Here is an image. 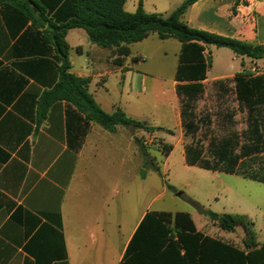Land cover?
<instances>
[{
  "label": "crops",
  "instance_id": "1",
  "mask_svg": "<svg viewBox=\"0 0 264 264\" xmlns=\"http://www.w3.org/2000/svg\"><path fill=\"white\" fill-rule=\"evenodd\" d=\"M138 1L125 0L123 9L134 11ZM181 1L141 4L145 12L161 14ZM72 14L70 0H0V264H120L145 212L166 211L151 209L154 192L143 197L140 207V169L145 160L155 169L156 161L140 136L149 141L157 131L119 125L108 131L62 99L51 101L45 116H38L60 74L52 25ZM183 20L192 28L264 44V0H196ZM64 39L69 72L88 78L87 89L104 111L120 109L145 125L164 129L170 127L155 122L156 104L140 94L146 79L164 68L147 62L152 50L173 52L174 99L165 116L173 126L180 124L177 39L149 33L129 43V55L119 60L115 47L91 42L82 28L67 29ZM204 52L211 57L209 46ZM246 58L247 63L240 56V67L261 64ZM240 67L211 81L224 85ZM208 69L202 83L210 81Z\"/></svg>",
  "mask_w": 264,
  "mask_h": 264
},
{
  "label": "trees",
  "instance_id": "2",
  "mask_svg": "<svg viewBox=\"0 0 264 264\" xmlns=\"http://www.w3.org/2000/svg\"><path fill=\"white\" fill-rule=\"evenodd\" d=\"M125 0H70L72 17L52 25L51 38L60 61L59 79L38 109L45 116L47 105L62 99L77 107L85 117L108 131L116 126L141 128L146 132L164 130L128 117L120 109L104 111L87 89L88 78L69 72L67 29L79 27L91 42L115 47L116 60L129 55L128 44L156 33L160 39H177L181 46L175 70L176 93L180 103L183 135L191 136L184 145V162L201 168L237 174L264 183V73L237 72L231 78L238 107L245 112L246 127L241 133L228 131L218 139L209 137L206 144L196 133L210 123L207 115L197 116L194 104L202 94V80L211 65L204 50L209 45L227 47L235 55L261 60L264 69V44L223 36L192 28L183 20L187 7L196 0H182L166 15L145 12L141 0L132 12L123 9ZM221 91L226 85L215 81ZM165 153L172 148L165 144ZM221 230L243 228L242 247L209 236L198 230L188 212L147 211L130 238L120 264H264V239L258 241L253 223L243 214L216 213L202 210ZM57 264H68L65 260Z\"/></svg>",
  "mask_w": 264,
  "mask_h": 264
},
{
  "label": "rangeland",
  "instance_id": "3",
  "mask_svg": "<svg viewBox=\"0 0 264 264\" xmlns=\"http://www.w3.org/2000/svg\"><path fill=\"white\" fill-rule=\"evenodd\" d=\"M158 7H162L158 3ZM167 12H162L166 15ZM211 51V65L207 72L210 81L203 83L202 94L194 104L197 116L207 115L210 123L208 130L200 129L195 138L206 144L209 137L218 139L225 136L228 131L241 133L246 127L245 112L237 104L233 92V82L225 79L227 91L223 92L212 78L236 72L240 65V56L235 55L227 47L209 45ZM247 63V58L242 56ZM176 56L166 48L152 50L148 63L158 68L162 64L163 71L156 77L149 76L144 84L145 91L142 95L148 96L150 104H156L155 122L166 124L169 129L157 131L156 135L148 141L145 135L140 140L149 144V151L156 156L155 169L147 160L140 169V207L143 197H148L154 192L157 195L151 204L152 210L185 211L188 212L195 228L201 232L216 236L222 240L242 247L243 228L235 226L233 231L219 229L202 210H211L216 213L243 214L252 223L257 240L264 238V183L244 178L237 174L212 171L197 165H187L184 162L182 146L191 141V136L183 135L180 124L173 126L169 116H165L172 106L174 99L171 77L173 74ZM243 73L261 71L258 62L241 66ZM151 110V109H150ZM151 112V111H150ZM143 142V143H144ZM177 145L165 153V144ZM149 189V192H148ZM179 194L177 195V193Z\"/></svg>",
  "mask_w": 264,
  "mask_h": 264
},
{
  "label": "water",
  "instance_id": "4",
  "mask_svg": "<svg viewBox=\"0 0 264 264\" xmlns=\"http://www.w3.org/2000/svg\"><path fill=\"white\" fill-rule=\"evenodd\" d=\"M179 194V192L177 193V195Z\"/></svg>",
  "mask_w": 264,
  "mask_h": 264
}]
</instances>
